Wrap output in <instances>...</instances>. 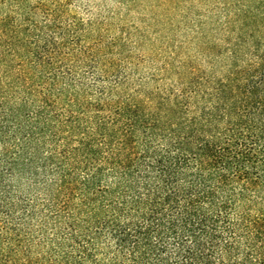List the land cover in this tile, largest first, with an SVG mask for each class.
I'll use <instances>...</instances> for the list:
<instances>
[{
  "label": "trees",
  "instance_id": "1",
  "mask_svg": "<svg viewBox=\"0 0 264 264\" xmlns=\"http://www.w3.org/2000/svg\"><path fill=\"white\" fill-rule=\"evenodd\" d=\"M234 1L154 87L48 34L57 0L0 16V264H264V0Z\"/></svg>",
  "mask_w": 264,
  "mask_h": 264
},
{
  "label": "rangeland",
  "instance_id": "2",
  "mask_svg": "<svg viewBox=\"0 0 264 264\" xmlns=\"http://www.w3.org/2000/svg\"><path fill=\"white\" fill-rule=\"evenodd\" d=\"M50 0H0V16L9 14L20 21L30 11L38 24L45 19L40 4L53 8ZM1 2H4L2 4ZM48 34L60 36L68 47L100 49L98 58L113 61L128 76V86L138 88L140 80L170 84L173 77L162 70L166 62L181 61L185 54L195 55L194 64L208 70L207 62L195 47L196 24L214 28L212 41L225 46L222 24L233 14V0H57ZM46 29V30H47ZM230 36V35H229ZM98 72L103 73L100 64ZM82 68V67H81ZM85 67H83L84 69ZM87 70V69H86ZM83 71V70H82Z\"/></svg>",
  "mask_w": 264,
  "mask_h": 264
}]
</instances>
